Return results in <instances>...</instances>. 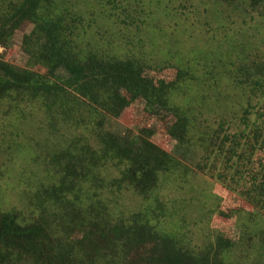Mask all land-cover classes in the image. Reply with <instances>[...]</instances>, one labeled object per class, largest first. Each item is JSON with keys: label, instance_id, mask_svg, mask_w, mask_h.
Instances as JSON below:
<instances>
[{"label": "trees", "instance_id": "16d2710c", "mask_svg": "<svg viewBox=\"0 0 264 264\" xmlns=\"http://www.w3.org/2000/svg\"><path fill=\"white\" fill-rule=\"evenodd\" d=\"M75 1L0 0V47L8 49L15 32L24 23L32 25L22 39L30 68L0 57V103L36 104L48 121L59 119L81 133L73 150L52 157L59 177L35 193L38 215L25 220L18 212L0 211V264H225L236 241L218 234L199 248L185 243L174 230L160 227L167 205L153 194L161 178L186 171L185 160L214 146L218 150L212 153L225 163L238 156L247 166L258 151L264 153V121L247 126L241 140L220 138L218 132L193 139L189 112L172 102L179 86L190 81V71L167 63L161 68L171 72L164 78L145 59L96 48ZM253 2L264 15V0ZM261 80L253 83L264 88ZM131 108L144 122L136 135L103 129L107 117L122 119ZM159 128L170 151L149 140ZM108 164L118 172L112 185L130 187L144 200L152 199L153 206L113 216L94 192L103 187L95 171ZM196 167L202 169L200 163ZM248 174L244 197L264 213V163Z\"/></svg>", "mask_w": 264, "mask_h": 264}, {"label": "rangeland", "instance_id": "374dc122", "mask_svg": "<svg viewBox=\"0 0 264 264\" xmlns=\"http://www.w3.org/2000/svg\"><path fill=\"white\" fill-rule=\"evenodd\" d=\"M253 1L226 5L220 0H76L73 4L86 19L88 38L96 48L145 59L160 71L154 74L164 78L171 72L161 68L167 63L190 71V81L179 86L172 102L189 112L193 139L218 132L220 138L226 134L241 140L239 134L247 135V126L264 121V88L253 83L264 77V15ZM31 29L24 23L11 46L0 47V57L30 68L22 39ZM142 119L131 108L122 119L107 117L103 129L136 135ZM80 134L59 119L48 121L36 104L18 108L0 103V211L18 212L25 220L38 215L35 193L59 177L50 165L52 157L73 150ZM149 140L171 150L160 128ZM217 150L214 146L209 153H195L184 161L186 171L161 178L153 196L164 201L168 216L160 227L174 230L197 248L222 234L237 243L226 254L225 264H264V213L252 209L244 197L251 183L249 170H259L264 153L258 151L246 166L238 156L225 163L222 155L212 153ZM199 163L202 169L196 167ZM95 172L103 187L94 192L99 191L113 216L153 206L152 199L144 200L130 187L118 190L112 185L118 177L113 164Z\"/></svg>", "mask_w": 264, "mask_h": 264}]
</instances>
